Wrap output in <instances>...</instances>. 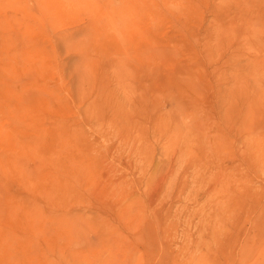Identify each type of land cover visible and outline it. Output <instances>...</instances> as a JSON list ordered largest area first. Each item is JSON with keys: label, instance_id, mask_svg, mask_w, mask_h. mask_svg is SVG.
Wrapping results in <instances>:
<instances>
[{"label": "rangeland", "instance_id": "obj_1", "mask_svg": "<svg viewBox=\"0 0 264 264\" xmlns=\"http://www.w3.org/2000/svg\"><path fill=\"white\" fill-rule=\"evenodd\" d=\"M0 264H264V0H0Z\"/></svg>", "mask_w": 264, "mask_h": 264}]
</instances>
